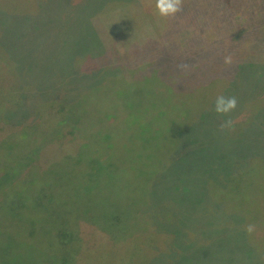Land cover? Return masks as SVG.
<instances>
[{"label": "rangeland", "instance_id": "obj_1", "mask_svg": "<svg viewBox=\"0 0 264 264\" xmlns=\"http://www.w3.org/2000/svg\"><path fill=\"white\" fill-rule=\"evenodd\" d=\"M199 1L183 0L182 10L175 16L161 17L157 14L155 0H0V58L3 62L0 73L5 76V67L14 64L18 85L21 87L20 106L8 107L5 111L6 122L0 126V143L10 131H16L14 134H17L26 129L24 126L36 123L44 126L34 132L32 145L50 134L55 136L60 129H53L54 118H58V114L50 113L49 110L44 112V117L37 118L32 114V104L38 99L58 102L49 109L65 104L66 114L62 118H82L84 126L90 128L89 137L92 140L83 139V155H87L85 149L89 141H95L93 146H96L98 153L115 152L118 167L122 168L130 164L124 159L127 156L125 151L137 153L140 149L149 159L143 165H151L149 169L154 171L149 174L147 170L143 176H132L129 173L127 184L120 186H117L116 177L107 176L104 180L98 175L92 181L93 186L88 189L90 194L96 196L100 203L109 198L112 200L114 196L119 197V194L122 200L126 198L128 202L123 201L131 207L136 204V199L150 196L151 208L161 202L171 203L169 210L171 216L176 215L177 224L180 226L188 221L195 214L196 206L206 189L207 179L224 184L249 156L264 155V0H234L231 4L223 0L220 6L226 14L222 16L228 15V18H233L236 9L240 8L241 11L249 4L256 5L261 1V5L256 8L258 13L252 16L248 14L250 19H247V23L254 25L250 32H254L258 44H261L254 52L251 51L254 44H250L247 39L240 42L246 41L245 49L248 52L236 53L240 57L241 70L232 86L227 85L224 89L215 87L211 77L207 81H212L209 86L200 91L192 87L183 97V100L211 102L219 92L225 96H235L237 108L228 117L219 116L213 111L214 98L201 116L190 118V108L188 118H180L178 111L172 113L171 118H161L153 106L162 103L164 109L168 104L166 96L163 93L150 96L144 87L134 85L136 74L150 72L154 68L163 77L166 73L182 76L180 54L178 58L164 59L177 54L178 47L188 54L195 47L192 43L193 47L188 48L189 43L194 41L192 37L195 31L198 34L207 25L210 26L207 33L213 30V11L206 3ZM236 23L234 18L233 21L228 19L224 22V26L227 30L231 29V35L235 38L241 33ZM73 57H79L78 65L71 64ZM196 62L202 63L199 59ZM97 65L99 69H93ZM209 70L213 71V67ZM189 73L192 74L193 70ZM14 81L16 83L17 78L13 76L0 80V90L7 92V85ZM213 86L218 92L213 90ZM179 104H182V100ZM109 105H113L114 110L107 108ZM103 110L117 118L118 127L115 130L114 118L100 117ZM228 118L235 122L233 128L221 131L219 124ZM137 119L146 124L143 125V131L153 139L144 141L141 147L137 146L135 139L141 131L140 124L134 123ZM180 120L183 135L176 137L180 130L177 122ZM125 124L127 127H123ZM126 128L127 133H123ZM122 135L128 139H122ZM173 142L174 157L166 163L165 151ZM19 145L29 147L26 137ZM4 148L5 145H0L1 161L4 154H9L3 151ZM32 152L31 149L29 154L32 155ZM12 157L19 158V155ZM20 164L19 175L22 177L30 168L27 162ZM245 179L246 182L251 181L253 186L260 184L264 180V168L256 167L254 173ZM36 182L32 184L24 181L21 187L19 183L13 186L16 190L32 192ZM10 186L4 183L0 189V216H4L0 222V264H16L23 259L16 260V254L23 253L19 248L21 243L14 236L8 235L14 233L4 226L10 215L4 207L16 202L8 191ZM78 192V197L83 199L85 192ZM27 201L23 203L26 212H22L19 205L15 215H24V219L28 218L31 222L37 217L39 209L35 208L33 200ZM163 207L168 210V207ZM166 215L164 219L169 218L168 221H171L170 214ZM155 217L160 230L166 229L161 232H173L169 224L166 226ZM219 217H216L215 224L212 222L206 228L192 225L193 229L189 230L188 235L195 241L188 239L192 243L186 246L188 248L182 254L179 249L180 254L176 255L179 257L177 260L173 258V264H264V226H261L264 222L258 223L251 239L262 251L261 256L248 245L245 246L242 228L238 230L236 225L228 227V223L232 224L228 214L219 213ZM196 220L201 223L206 219ZM243 222L241 220L238 227ZM148 223L136 230L144 238L153 234L150 223L148 229ZM80 224L81 236L86 244L93 247L101 245L100 241L104 240L100 239L102 232L89 223ZM175 236L178 240L186 238L180 233ZM156 246L148 243L145 250L147 252V249H151L150 254H153ZM24 253L30 257V251ZM164 259L154 261L153 264H170Z\"/></svg>", "mask_w": 264, "mask_h": 264}, {"label": "trees", "instance_id": "obj_2", "mask_svg": "<svg viewBox=\"0 0 264 264\" xmlns=\"http://www.w3.org/2000/svg\"><path fill=\"white\" fill-rule=\"evenodd\" d=\"M224 1L225 3L229 2V4L234 3V0ZM199 2L206 3V6L212 9L211 22L214 27L211 30H213H209L207 33L210 28L207 25L197 34V31L194 32L193 28L192 40L194 41L189 43L188 48L193 47L192 43L195 47L188 54H185L178 47L177 54L164 59L178 58V54H180L181 64L186 65V67L181 68L182 76H171L166 73L163 77L158 75L157 70L154 68L153 71L136 74L134 80V85L144 87L146 93L150 96L160 95L161 93L166 96L168 104L164 109L161 107L162 103H158L159 105L156 107L153 106L157 111V115L161 118H171L173 117L172 113H176V111H178L180 118H188L190 108V118L201 116L212 104V100L222 93L216 94L211 102L210 100H183V97L187 95L192 87L200 91L209 86L213 80L215 87L224 89L227 85L232 86L241 70L240 57L236 53L247 54L248 52L245 49L246 41L240 42L247 39L250 44L255 45L251 50L254 52H256V47L261 44H258V37L254 32H250L254 25H250L251 22L247 23V19H250L249 15L252 16L254 13H258L256 8L261 5V1H258L256 5L249 4L241 11H239V8L235 10V13L233 12L232 16L238 24L236 28L241 30L240 36L236 38L231 35V29L227 30L224 26V22L226 23L228 19L233 21V18H230V16L228 18V15L226 17L222 16V14H226L221 7L223 0H200ZM231 26L229 25V27ZM257 53L259 52L257 51ZM225 56L232 57L230 64L224 63ZM78 59L79 57H73L71 64L78 65ZM197 59L201 60L202 63H197ZM172 64L174 63L172 62ZM2 65L3 62L0 58V70H2ZM212 67L213 71H210L209 69ZM95 68L98 70V65L93 69ZM144 70L143 66L142 71ZM192 70L193 73H189ZM4 71H6L5 76L0 73V80L7 76H13V78H17V82L14 81L7 85L9 87L8 93L0 90V126L6 122V109L8 107H19L21 103V87L18 85V74L14 64L7 65ZM96 72L98 73V71ZM211 77L213 78L212 81L207 82ZM214 86L213 90H215ZM0 88H2L1 84ZM215 91L218 92V90ZM35 98L40 97L36 96ZM180 100H182L181 105L179 104ZM55 104H58V102L41 99L34 100L32 104V114L37 118L44 117V112H49V110L50 113L56 112L58 114V118H54L55 127L53 129L57 127H60V129L55 136H50V134L37 144L32 145L33 140L31 138L34 132L44 126H39V123H36L32 126H24L26 129L17 134H14L16 131H10L3 136L0 143V145H5L3 151L9 153L4 154L3 160H0V189L4 183L11 185L8 191L11 193V198L16 201H12L13 203L4 207L10 213L4 226L8 231L14 233L8 235L14 236L21 243L19 248L23 252L21 255L16 254L17 261L23 258L21 262L16 264H99V260H101L100 264H153L154 261L164 258L168 263L173 264V258L177 260L179 257H176L177 254H180L179 249H181L182 254L187 250L188 247L186 248V246L192 243L188 241L189 238H192L188 235L189 230L197 225L206 228L212 222L215 224L216 217L217 219L220 218L219 213L228 214V219L232 220V224L228 223V227L236 225L238 230L242 228L243 232H241L245 246L248 245L255 253L257 252L262 256V251L251 241L255 231L248 234L245 231V225L254 224L258 227L259 222H264V180L253 186L254 184L250 183L251 181L246 182L245 178L247 175L254 173L256 167L264 168V155L249 156L242 166L231 173L228 181L222 179L225 181L224 184H220L211 178L207 179L205 181L206 189H204V194L196 206L195 214L188 221L183 222L185 226L183 224L179 226L176 215L173 213L174 215L171 216L169 210L171 203L161 202L151 208V197L145 195V197L136 199V204L131 207V205H126L125 202H128L126 198H123L124 202L119 194V197L114 196L112 200L110 198L105 199L102 203L98 201L96 196L90 194L88 189L93 186L92 181L94 182L98 175L104 180L107 179V176L116 177L118 179L117 186H120L127 184L129 173L132 176L139 174L143 176L147 170L149 174L154 171L149 169L151 165H143L149 159L142 151L140 152V149L137 150V153H129L131 150L125 151L127 156L124 159L130 164L126 167H118L115 152L105 151L99 154L96 146H93L95 141L90 143L92 140L89 137L90 128L84 126L82 118H62L61 116L66 114V105L63 104L62 107L57 105L49 109L50 106ZM107 108L114 110L113 105H109ZM101 116L103 118H114V114L111 112L105 113L104 110L100 112ZM58 119L59 123H57ZM116 119L114 118V130L118 127V120L116 123ZM181 122V120L177 122L180 130L176 137L183 135L181 134L183 133ZM134 123L140 124L141 129L140 131L139 127L137 128L140 135L136 134L135 136L137 146L141 147L144 141L153 140L143 131V127L145 128L143 125L146 124L138 119ZM123 127H127L126 124ZM41 130H44V128ZM123 133H127V128ZM24 137H26L29 147L19 145ZM122 137V139H128L124 135ZM84 138L90 139L86 145L88 149H85L87 155L82 154V147L85 143H83ZM174 144L175 142L165 151L166 163L170 161L175 153L172 151ZM31 149L33 150L32 155L29 154ZM15 154H18L19 158L12 157ZM22 161L28 163L30 171L20 177L19 168L22 166L20 164L23 163ZM35 180L37 182L34 184L32 192L23 191L22 189L16 190L13 186V184L19 183L21 187L24 181L33 184ZM78 191L85 192L83 199L78 197ZM27 199L33 200L31 202L35 208L39 209L37 217L31 222L26 217L27 220L24 219V215L22 217L15 215L19 205L21 211L26 212L23 203ZM163 206L168 207V210H165ZM166 213L170 214L171 221H168L169 218L164 219L167 216ZM154 216L166 226L169 224V228L174 233L161 232V230L166 229L160 230L155 223ZM3 217V215L0 216V222ZM201 218L206 219L207 223L205 221L200 223L196 220ZM241 220L244 221L243 225L241 224L238 227ZM166 221L169 223H165ZM80 222L89 223L102 232L103 236L100 239L104 240L100 241L101 245L98 244L93 247L86 244V240L81 236ZM146 222L150 223V231H153V234L144 238V235H139L136 230ZM261 226H264V223ZM179 233L186 236V238L178 240L175 234ZM192 241H195V239L192 238ZM145 243L146 245H144ZM148 243L157 244L153 254H150L151 249H147V252L145 250ZM27 250L30 251V257L24 253ZM91 250L96 252L94 253ZM164 252L167 254H164Z\"/></svg>", "mask_w": 264, "mask_h": 264}, {"label": "clouds", "instance_id": "obj_3", "mask_svg": "<svg viewBox=\"0 0 264 264\" xmlns=\"http://www.w3.org/2000/svg\"><path fill=\"white\" fill-rule=\"evenodd\" d=\"M183 0H155V8L157 14L161 17H172L182 10ZM232 62L231 56L224 57V63L230 64ZM181 67H186L182 65ZM237 98L235 96L218 95L214 100L213 111L222 117H228L231 112L237 108ZM234 121L231 118L223 119L219 124V129L231 130L234 126ZM254 224L245 225V231L252 234L255 231Z\"/></svg>", "mask_w": 264, "mask_h": 264}]
</instances>
